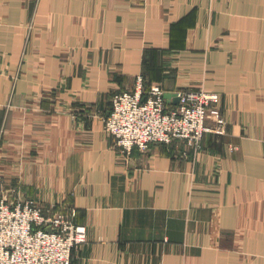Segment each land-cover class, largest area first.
<instances>
[{"label":"crops","instance_id":"obj_1","mask_svg":"<svg viewBox=\"0 0 264 264\" xmlns=\"http://www.w3.org/2000/svg\"><path fill=\"white\" fill-rule=\"evenodd\" d=\"M139 78L218 92L225 133L120 153ZM3 198L74 213L73 264H264V0H0Z\"/></svg>","mask_w":264,"mask_h":264},{"label":"built area","instance_id":"obj_2","mask_svg":"<svg viewBox=\"0 0 264 264\" xmlns=\"http://www.w3.org/2000/svg\"><path fill=\"white\" fill-rule=\"evenodd\" d=\"M165 94L161 85H146L139 78L134 90L114 95L105 130L120 153L146 151L153 144L199 151L207 134L225 133L218 92L178 91L177 104ZM73 217L47 215L32 200L0 199V264H73L74 251L87 242L86 228Z\"/></svg>","mask_w":264,"mask_h":264},{"label":"water","instance_id":"obj_3","mask_svg":"<svg viewBox=\"0 0 264 264\" xmlns=\"http://www.w3.org/2000/svg\"><path fill=\"white\" fill-rule=\"evenodd\" d=\"M165 98L170 101L171 99L174 100V103L177 104L179 102V98L177 96V94H173V93H166L165 94Z\"/></svg>","mask_w":264,"mask_h":264}]
</instances>
